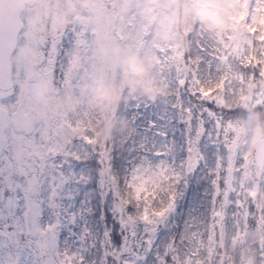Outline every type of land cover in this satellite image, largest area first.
Wrapping results in <instances>:
<instances>
[{
	"label": "rangeland",
	"instance_id": "rangeland-1",
	"mask_svg": "<svg viewBox=\"0 0 264 264\" xmlns=\"http://www.w3.org/2000/svg\"><path fill=\"white\" fill-rule=\"evenodd\" d=\"M128 17L116 94L112 80L111 95L87 90L65 120L81 136L70 156L87 163L69 166L85 188L60 175L69 166L39 183L3 167L0 264L51 256L53 264H264V169L259 180L240 179L264 137L254 115L264 104V0H137ZM127 90L132 99L114 103ZM117 156L143 164L145 189L133 190L134 199L115 196ZM231 168L237 182L223 201ZM94 170L115 226L107 215L89 217ZM31 200L40 206L35 229Z\"/></svg>",
	"mask_w": 264,
	"mask_h": 264
},
{
	"label": "flooded vegetation",
	"instance_id": "flooded-vegetation-1",
	"mask_svg": "<svg viewBox=\"0 0 264 264\" xmlns=\"http://www.w3.org/2000/svg\"><path fill=\"white\" fill-rule=\"evenodd\" d=\"M136 1L35 0L30 4L25 3L19 15L22 25L11 56L12 91L0 97V109H3L6 119L4 143L0 149V182L4 169L15 174L25 169L29 175H36L39 183L42 175L48 171L62 172L70 164L74 169H77L75 164L86 165L85 156H70L72 146L80 142L81 136L65 120L69 112H75L83 105L77 99L87 90L95 88L97 93L98 88L111 95L107 84L112 80L114 86L116 83L113 88L116 94L119 46H126L125 30H133L128 24V15ZM114 97V103L119 102L120 105H123V98L132 99L128 90L122 99H117L116 95ZM255 109L257 127L261 129L264 127V104H258ZM173 121L181 126V120ZM258 139L264 137L261 135ZM255 141L248 157L252 159L240 178L244 182L259 180L264 169V162L259 169L254 158ZM236 146L235 143L231 152L232 149L235 151ZM69 158L71 161L66 162ZM136 158L132 157L130 164H126L132 191L145 187L143 164L141 168L134 161ZM71 166L69 173L60 175L71 187L80 184L84 189L85 178H75ZM231 171L235 190L237 178L234 169ZM96 180L99 183V176ZM258 239L255 237L252 243L256 244Z\"/></svg>",
	"mask_w": 264,
	"mask_h": 264
},
{
	"label": "water",
	"instance_id": "water-1",
	"mask_svg": "<svg viewBox=\"0 0 264 264\" xmlns=\"http://www.w3.org/2000/svg\"><path fill=\"white\" fill-rule=\"evenodd\" d=\"M35 0H0V97L9 95L11 87V56L16 45L18 32L22 22L20 14L24 9L25 3H33ZM3 109H0V149L4 143V130L6 122ZM16 122V119H15ZM255 160L259 169L263 167L264 162V139H258L254 143ZM226 192L222 200H227L231 190H233L232 171L228 174L226 180ZM28 215L32 229H35L40 216V206L37 202L31 200L28 207ZM49 247L54 251L57 245L56 235L48 232ZM54 258L51 256L45 264H53Z\"/></svg>",
	"mask_w": 264,
	"mask_h": 264
},
{
	"label": "trees",
	"instance_id": "trees-1",
	"mask_svg": "<svg viewBox=\"0 0 264 264\" xmlns=\"http://www.w3.org/2000/svg\"><path fill=\"white\" fill-rule=\"evenodd\" d=\"M126 96H128V95H126ZM121 102L122 103L125 102V98H123V100ZM223 112L225 114V111H222V113ZM228 112H231V111H228ZM235 112H239V113H245V112L246 113H251L252 111H247V110H243V109H239V110L236 109ZM181 125H183V124H181ZM119 159H120L119 156L114 157V161L111 164L112 165V169H113V173L115 174V176L117 178V182H118V184H117L118 185V192L120 193L119 195H115V196L118 197L119 199H122V200H123V198H126V199H132L133 198L134 199V197H133L134 196L133 191L129 187V179H128L127 171H126V174L124 173L125 169L127 170V167H126L125 164L123 165L119 161ZM95 160H96V158H95ZM119 163L121 164V166L119 165ZM94 165H97V164H94ZM97 167H98V165H97ZM96 175H97V172H96V170H94L93 178L90 181V183L92 181H93V183L89 184L91 190L94 191L95 199H96V201H94L95 199L93 200L94 201V207L95 208L89 214V217H91L92 219L94 217V219H95L96 216H100L101 217V216H106L107 215L106 217H107L108 222L106 223V226L107 225L110 226V227H112V225L115 226V221L110 216L111 214H108L109 212H107V211L105 213V211H104V208L103 207H106V201L103 198V194L100 191V188H98L100 186H98L99 183L96 180V178H97ZM143 188L145 189V187H143ZM113 221H114V224H113ZM114 232H115V228L113 227L112 235L114 234ZM93 262H94V264H99V260H96V261H93ZM101 263H102V261H101Z\"/></svg>",
	"mask_w": 264,
	"mask_h": 264
}]
</instances>
